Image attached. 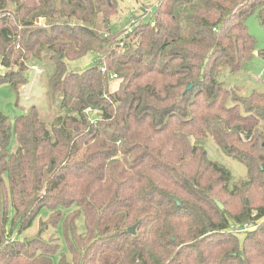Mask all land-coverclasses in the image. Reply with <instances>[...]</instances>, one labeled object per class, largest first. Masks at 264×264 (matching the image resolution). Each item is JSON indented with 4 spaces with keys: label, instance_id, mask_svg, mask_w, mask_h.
Instances as JSON below:
<instances>
[{
    "label": "trees",
    "instance_id": "obj_1",
    "mask_svg": "<svg viewBox=\"0 0 264 264\" xmlns=\"http://www.w3.org/2000/svg\"><path fill=\"white\" fill-rule=\"evenodd\" d=\"M116 13L117 0H0V86L19 96L35 64L46 85L44 107L0 113V264H264V92L225 87L254 55L245 21L264 28V0H156L111 34ZM208 136L247 181L230 187Z\"/></svg>",
    "mask_w": 264,
    "mask_h": 264
},
{
    "label": "rangeland",
    "instance_id": "obj_2",
    "mask_svg": "<svg viewBox=\"0 0 264 264\" xmlns=\"http://www.w3.org/2000/svg\"><path fill=\"white\" fill-rule=\"evenodd\" d=\"M155 4L156 0H117V13L110 19L109 32L111 34H118L121 31L129 29L134 22L149 21L152 11L155 10ZM245 25L248 32L255 39V52L252 59L245 64L241 71L226 76L225 87L228 89L232 87L238 88L239 93L248 96L254 90L264 92V59L257 55L258 51L264 49V28L260 25L259 19L255 14L246 19ZM95 60L96 55L88 53L76 60L67 61V65L73 71H82L92 66ZM36 66L41 71L42 67L38 64ZM40 75L39 71L36 72L29 69L28 83L20 87L19 96L7 84L0 86V113L13 120L16 116L23 114L26 107L31 104L44 107L46 85L44 80H40ZM111 80L110 88L113 90L117 86V81ZM47 115L44 114V116ZM15 147L16 142L12 141L10 150L14 151ZM204 148L209 160L222 165L231 173L230 187L239 186L241 183L247 181L246 166L240 161L225 155L210 136L207 137ZM49 215L50 211L47 208H43L32 226L26 231L17 234L18 240H24L36 235L39 223L41 220L48 219ZM75 226L79 234L84 233L83 216H80L76 220ZM42 237L46 241H49L53 237V241L59 244L61 252L65 256L63 258L70 263L71 255L65 249L61 227L58 229L47 227ZM59 257H56V260Z\"/></svg>",
    "mask_w": 264,
    "mask_h": 264
},
{
    "label": "built area",
    "instance_id": "obj_3",
    "mask_svg": "<svg viewBox=\"0 0 264 264\" xmlns=\"http://www.w3.org/2000/svg\"><path fill=\"white\" fill-rule=\"evenodd\" d=\"M31 70L33 71H39L41 73V71L37 68L36 65L32 66L31 67ZM100 70L101 72H104V68L101 66L100 67ZM116 77V75H111L110 78L111 79H114ZM253 228L250 227V226H247V225H243V226H231L230 227V230L235 233V234H238V235H241V234H245L248 230H252Z\"/></svg>",
    "mask_w": 264,
    "mask_h": 264
},
{
    "label": "water",
    "instance_id": "obj_4",
    "mask_svg": "<svg viewBox=\"0 0 264 264\" xmlns=\"http://www.w3.org/2000/svg\"><path fill=\"white\" fill-rule=\"evenodd\" d=\"M175 202H176V204L179 206L180 205V201H178L177 199H175ZM217 205H218V207L221 209L222 208V206H221V204H219V203H217ZM134 226L133 227H131V228H129L128 229V232L129 233H131V234H133L134 233Z\"/></svg>",
    "mask_w": 264,
    "mask_h": 264
}]
</instances>
